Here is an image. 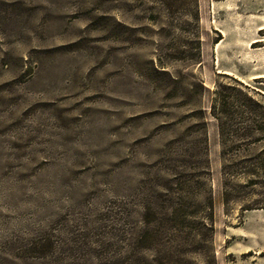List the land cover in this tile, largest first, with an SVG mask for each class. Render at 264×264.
<instances>
[{
  "label": "rangeland",
  "instance_id": "rangeland-1",
  "mask_svg": "<svg viewBox=\"0 0 264 264\" xmlns=\"http://www.w3.org/2000/svg\"><path fill=\"white\" fill-rule=\"evenodd\" d=\"M0 264H264V0H0Z\"/></svg>",
  "mask_w": 264,
  "mask_h": 264
}]
</instances>
